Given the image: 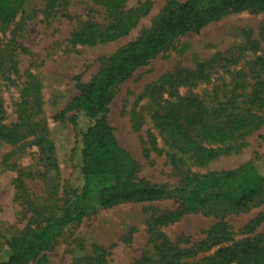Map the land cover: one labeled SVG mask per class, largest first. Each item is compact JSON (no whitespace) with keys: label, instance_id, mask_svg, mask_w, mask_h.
<instances>
[{"label":"rangeland","instance_id":"1","mask_svg":"<svg viewBox=\"0 0 264 264\" xmlns=\"http://www.w3.org/2000/svg\"><path fill=\"white\" fill-rule=\"evenodd\" d=\"M118 1L111 9L117 0H22L0 24V124H20L22 133L0 140L1 234L39 230L75 202L81 177L66 109L78 94L74 77H97L170 0ZM30 83L23 111L21 90ZM263 112L264 11L230 13L174 38L115 86L105 110L111 134L135 162L130 180L172 191L109 207L83 204L81 219L19 264H221L226 249L243 258L225 264H244L241 249L264 245V192L238 206L234 189H203L197 204L185 191L247 162L264 174V119L253 116ZM231 115L252 125L227 141L212 139ZM187 205L193 208L170 218ZM218 224L210 235L216 242L196 250Z\"/></svg>","mask_w":264,"mask_h":264},{"label":"trees","instance_id":"2","mask_svg":"<svg viewBox=\"0 0 264 264\" xmlns=\"http://www.w3.org/2000/svg\"><path fill=\"white\" fill-rule=\"evenodd\" d=\"M22 0H0V24L10 22ZM110 6L111 9H116ZM243 10L264 11V0H170L161 15L154 21L150 29L137 39L116 49L106 60L101 73L88 83L81 81L80 76L74 77L78 94L67 104L66 109L73 111L69 117L74 135V152L77 156V168L81 184L75 193V202L58 210L52 219L39 230L14 232L7 235L0 233L5 256L0 264H19L30 254L46 249L68 224L82 218L85 211L83 204L98 207H109L118 203L146 201L169 194L172 189L142 182H133L130 177L135 171V162L129 152L121 148L107 124L106 106L109 103L115 86L127 78L137 67L145 64L161 51L171 40L188 32L197 31L203 25L220 17ZM118 28V27H116ZM35 85L30 83L21 90L20 107L26 111L30 107V94ZM256 119H264L254 114ZM253 121L245 115H231L225 124L216 131L209 133L212 139L227 141L239 131L252 125ZM22 136L20 124L5 126L0 124V140L14 142ZM99 177H110L108 182L97 184ZM234 189L241 196L236 201L244 206L245 201L264 192V174L252 162H247L237 169L210 173L197 186L186 190L191 203L203 201L200 193L203 189ZM193 208L187 205L171 219H176L186 210ZM216 230L207 232L209 238L201 242L196 250H206L216 241L210 235ZM264 239V236L261 238ZM254 240L249 249H241L246 253L244 264H264V245ZM236 247V246H235ZM249 250V251H248ZM228 250H220L224 255L223 262L233 258L242 259L243 255L230 254ZM213 260V258H211Z\"/></svg>","mask_w":264,"mask_h":264}]
</instances>
